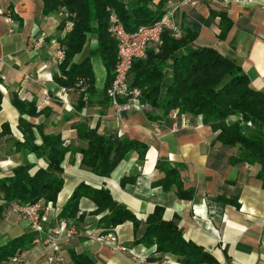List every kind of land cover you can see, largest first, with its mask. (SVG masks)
<instances>
[{
    "label": "crops",
    "instance_id": "0c3cea01",
    "mask_svg": "<svg viewBox=\"0 0 264 264\" xmlns=\"http://www.w3.org/2000/svg\"><path fill=\"white\" fill-rule=\"evenodd\" d=\"M119 1L128 12L138 2ZM159 3L163 13L175 8V20L181 30L188 28L196 33L195 44L214 46L237 61L250 85L264 92V0H151L149 6L155 9ZM43 8L41 0H0L4 11L0 14V179L14 180L17 167H24L22 176H26L47 165V159L37 156L30 147L42 142L37 126L45 134L59 135L64 145L73 148L86 147L74 128L78 121H86L101 135L125 136L148 146L143 161L137 160L135 151H129L108 177L83 166L80 152L65 153L61 162L63 185L54 207L45 212L47 225L56 223L58 211L81 182L107 188L117 203L139 219L135 230L131 221L108 228L103 221L107 210L96 213L95 204L81 197L80 214L75 220L78 232L63 251L67 264H72L70 249L85 254L95 264H134L128 253L114 247L116 244L137 254H148L145 264H182L170 254L157 252L152 256L144 245L134 242L145 232V218L155 206L163 208L165 219L176 217L183 237L215 259L214 263L199 264H264V180L258 177L260 166L231 163L230 158L238 155L239 147L215 141L217 132L200 116L179 114L176 110L164 115L141 103L119 109L106 101L102 94L106 70L97 54L89 56V50L97 46V35L92 32L86 33L85 44L72 61L78 63L90 57L95 91L80 110L75 109L78 91L73 88L68 90V103H63L59 98L61 86L53 78L58 65L52 55L58 48L57 37L70 27L57 29L66 15L63 8L49 14H44ZM211 11L223 12L230 20L222 38L221 19ZM39 36L43 43L35 49L32 41ZM171 75L167 72L165 84L170 83ZM14 95L23 101L35 100L38 113L20 115L11 103ZM147 113L158 118L151 119ZM237 118L230 115L226 122L231 124ZM3 124H7L6 133H1ZM159 158L177 165L184 189L193 190L190 199L178 198L173 191L152 184L163 177V172L155 168ZM129 174L135 176L134 182L121 185V179ZM1 196L0 193L3 245L30 229L19 213L3 205ZM39 202L44 206L43 200ZM108 233L110 239H103ZM47 250L44 245H31L17 252L19 261L0 264H48Z\"/></svg>",
    "mask_w": 264,
    "mask_h": 264
},
{
    "label": "trees",
    "instance_id": "16d2710c",
    "mask_svg": "<svg viewBox=\"0 0 264 264\" xmlns=\"http://www.w3.org/2000/svg\"><path fill=\"white\" fill-rule=\"evenodd\" d=\"M44 14L63 8L66 15L57 29L64 30L71 26L63 36H58V47L64 51L63 60L58 63V72L54 80L60 86L78 91L75 109L80 110L94 93V73L90 57L80 62H73L86 40V33L97 35V46L89 50V56L97 54L106 70L105 85L102 94L112 103L107 90L114 76L117 58V46L108 32V18L113 9L127 31H132L141 24H150L163 15L162 3L151 9V0H138L131 12L119 0H41ZM221 19L222 38L230 20L223 12L211 11ZM13 17H16L14 15ZM95 23V25H93ZM196 33L188 28L182 30L180 38H174L164 32L157 45L149 46L143 58L132 61L128 73L129 86L140 91L138 100L143 105L161 110L164 115L176 110L179 114L200 116L201 121L217 132L215 141L224 146H238L239 153L231 157V163L258 164V177L264 180V92L250 85L249 78L240 64L222 54L216 47L195 44ZM171 72V81L165 84L167 72ZM164 88V92H163ZM2 92L0 90V109ZM128 97L119 98V102L128 101ZM20 115H36L35 100L23 101L16 95L11 100ZM235 115L238 118L231 124L226 118ZM151 119L158 117L147 113ZM29 128L30 125L27 124ZM77 137L86 143V147L73 148L63 144L59 135L45 134L37 126L42 142L31 145V150L39 157L47 159L45 167H39L33 174L22 176L24 167L14 169L16 178L11 181L0 179V193L4 206L12 202L34 204L43 200L44 206L54 207L57 195L63 185L61 162L67 151L82 154L81 164L95 174L108 177L113 168L129 151L138 154V161L144 160L147 144L116 134L101 135L95 128H90L86 121L74 124ZM7 124L2 132L6 133ZM155 168L163 172V177L154 181V186H161L165 191H173L178 198L190 199L193 190L184 189L177 165H172L164 158L156 161ZM135 176H124L120 184L133 183ZM89 198L96 206L95 212L107 210L103 221L108 228L125 221H131L134 230L139 219L124 205L117 203L105 187H93L79 183L69 200L60 208L57 218L75 219L81 197ZM163 208L155 206L145 218L147 224L143 235L135 243L144 245L155 252H162L176 257L182 264L214 263L215 259L206 251L186 240L176 217L165 219ZM34 233L29 231L19 237L9 239L0 245V262L9 260L17 252L29 248ZM72 264H95L83 253L69 250Z\"/></svg>",
    "mask_w": 264,
    "mask_h": 264
},
{
    "label": "built area",
    "instance_id": "2783aa9c",
    "mask_svg": "<svg viewBox=\"0 0 264 264\" xmlns=\"http://www.w3.org/2000/svg\"><path fill=\"white\" fill-rule=\"evenodd\" d=\"M199 0H182L184 3H196ZM214 3H218L219 0H208ZM251 2L253 0H243ZM4 11L0 9V14ZM71 26V23L68 24ZM108 32L114 39L117 46V58L114 66V76L111 84L107 90L108 96L111 98L112 103L119 109L129 107L133 103H140L138 96L140 91L137 88H131L128 81V73L131 67V63L136 58H143L146 55V50L149 46L157 45L161 41L162 34L167 32L174 38H180L182 36V30L175 20V8L166 9L163 15L153 21L150 24H141L132 31H127L123 22L118 17L117 13L111 9L108 18ZM33 47L40 48L43 43V37L39 36L32 41ZM64 51L58 47L52 55V58L56 64L63 60ZM68 88L60 87V100L67 104ZM128 97L126 102H119V98ZM3 203V201H2ZM11 209L16 211L23 217L27 223L30 231L34 233L31 241L32 245H44L47 247L46 262L48 264H67L64 249L69 242L77 234L78 229L76 225V218L80 214L77 212L75 219L58 218L53 225H47V218L45 212L53 207H44L40 202L34 204H20L18 202H12L10 204ZM110 234L103 236V239L109 240ZM116 249L128 253L134 264H145L148 254H137L129 247L116 244ZM150 255H155V245L152 246ZM12 262L19 261L17 254L10 259Z\"/></svg>",
    "mask_w": 264,
    "mask_h": 264
}]
</instances>
